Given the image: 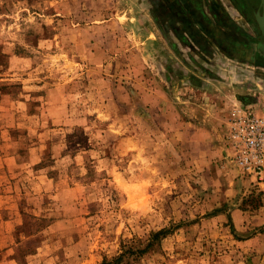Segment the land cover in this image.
Here are the masks:
<instances>
[{
    "label": "rangeland",
    "instance_id": "obj_1",
    "mask_svg": "<svg viewBox=\"0 0 264 264\" xmlns=\"http://www.w3.org/2000/svg\"><path fill=\"white\" fill-rule=\"evenodd\" d=\"M222 1L242 55L172 32L183 61L149 0H0V264H103L161 229L120 264H264V181L227 143L264 114V1Z\"/></svg>",
    "mask_w": 264,
    "mask_h": 264
},
{
    "label": "flooded vegetation",
    "instance_id": "obj_2",
    "mask_svg": "<svg viewBox=\"0 0 264 264\" xmlns=\"http://www.w3.org/2000/svg\"><path fill=\"white\" fill-rule=\"evenodd\" d=\"M149 7L154 13L156 21L159 23V28L166 41L170 43L172 48L176 51L177 55L181 57L183 61L186 60L184 55L180 52L178 44L174 43L171 33H177V37L181 42L190 45L192 49L196 51L198 55L210 54L212 43L216 40L223 49L227 51H235L241 56L242 54L237 51L242 44L240 36L239 25L231 22L229 19L230 7H227L226 3L222 0H149ZM232 0H230L231 2ZM236 1V9L243 13H251L252 8L248 5L249 0H233ZM241 1V3L239 2ZM253 4L257 3V0H250ZM260 3V1H259ZM155 10V11H154ZM158 13V15H156ZM156 15V16H155ZM160 17V19H159ZM218 20L217 26L222 33L215 34L216 27H214L215 21ZM219 21L221 23L219 24ZM191 26V27H190ZM192 33H191V30ZM189 31V37H186V31ZM207 33V34H206ZM235 36V41L232 42V36ZM196 40V46L193 48L192 42L189 38ZM181 38V39H180ZM239 38V39H238ZM244 38V37H243ZM190 58L194 59L192 55ZM259 57V56H258ZM203 75L211 74L208 69L203 67ZM212 75V74H211Z\"/></svg>",
    "mask_w": 264,
    "mask_h": 264
},
{
    "label": "built area",
    "instance_id": "obj_3",
    "mask_svg": "<svg viewBox=\"0 0 264 264\" xmlns=\"http://www.w3.org/2000/svg\"><path fill=\"white\" fill-rule=\"evenodd\" d=\"M227 143L235 164L264 181V114L252 109L236 112L230 120Z\"/></svg>",
    "mask_w": 264,
    "mask_h": 264
},
{
    "label": "trees",
    "instance_id": "obj_4",
    "mask_svg": "<svg viewBox=\"0 0 264 264\" xmlns=\"http://www.w3.org/2000/svg\"><path fill=\"white\" fill-rule=\"evenodd\" d=\"M169 233V231L167 229H161L159 231H156L152 234V237L150 239V241L144 246V248L140 249L139 251H134L137 249L132 250V248H129L125 251H123L120 255H118L116 258L112 259L114 264H120L121 262H123L124 258L126 257V255L128 254H137L138 256L143 255L144 253H146L148 251L149 248H151L152 246L155 245V242L160 240L162 237H165L167 234ZM112 261L109 260H105L103 262V264H110Z\"/></svg>",
    "mask_w": 264,
    "mask_h": 264
},
{
    "label": "water",
    "instance_id": "obj_5",
    "mask_svg": "<svg viewBox=\"0 0 264 264\" xmlns=\"http://www.w3.org/2000/svg\"><path fill=\"white\" fill-rule=\"evenodd\" d=\"M255 16H256V20L258 22V25L260 27V32H261L262 36L264 37V14H261L260 11H257L255 13Z\"/></svg>",
    "mask_w": 264,
    "mask_h": 264
},
{
    "label": "crops",
    "instance_id": "obj_6",
    "mask_svg": "<svg viewBox=\"0 0 264 264\" xmlns=\"http://www.w3.org/2000/svg\"><path fill=\"white\" fill-rule=\"evenodd\" d=\"M219 106V105H218ZM219 107H221V106H219ZM221 110L222 111H226L227 113H229V109H228V107H223V108H221ZM8 157V159H11L12 161L14 160V158H15V160H16V156H13V155H10V156H7Z\"/></svg>",
    "mask_w": 264,
    "mask_h": 264
}]
</instances>
